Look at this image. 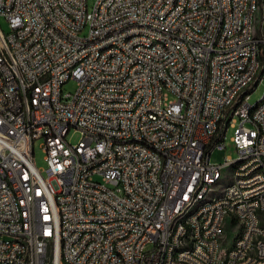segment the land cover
Masks as SVG:
<instances>
[{
	"label": "built area",
	"instance_id": "obj_1",
	"mask_svg": "<svg viewBox=\"0 0 264 264\" xmlns=\"http://www.w3.org/2000/svg\"><path fill=\"white\" fill-rule=\"evenodd\" d=\"M0 17V264H264V0H0ZM230 130L246 166L210 161ZM218 165L237 185L177 224Z\"/></svg>",
	"mask_w": 264,
	"mask_h": 264
},
{
	"label": "bare ground",
	"instance_id": "obj_2",
	"mask_svg": "<svg viewBox=\"0 0 264 264\" xmlns=\"http://www.w3.org/2000/svg\"><path fill=\"white\" fill-rule=\"evenodd\" d=\"M86 34L80 36L76 33V41H85ZM124 42H133V35H124ZM261 42H264V32H261ZM257 56H264V49H257ZM167 75H174V67H167ZM12 78H19V70H12ZM19 100H26L25 90H18ZM183 126H176L173 130L174 138H182ZM106 147H113V140H106ZM247 165V158H236L235 167H243ZM228 165H218L217 175L210 177L209 186H214V189H207L206 193H201L198 196H191L188 204V211L180 213L177 217V224H186L193 222L197 217H201L204 207L211 205L214 202L215 196L217 200H224V193H228L232 186L237 185V178H225L221 181V172ZM257 173H264V166H257ZM2 184H11L10 175H2ZM217 187L221 194H216ZM48 207H56V200H48ZM234 238L232 242H241L243 240V230L233 229ZM195 234H200V226H193L187 228V238H195ZM54 236H61V228H54ZM22 257L30 256V239H21ZM191 253V246L179 245L177 246V254Z\"/></svg>",
	"mask_w": 264,
	"mask_h": 264
},
{
	"label": "rangeland",
	"instance_id": "obj_3",
	"mask_svg": "<svg viewBox=\"0 0 264 264\" xmlns=\"http://www.w3.org/2000/svg\"><path fill=\"white\" fill-rule=\"evenodd\" d=\"M94 0H87V4L89 7L92 6ZM0 30L4 33H6L8 31V26H7V22L0 17ZM87 30H83L81 33H80V36H84L86 34ZM260 78L259 79V82L256 86H254L252 88V91H251V94H250V97H249V103L251 105L255 104L256 102H258L261 98H262V95H264V74L262 75H258L257 78ZM76 88V84L74 81L70 80L68 81L67 83H65L63 86H62V91L63 93H73L74 90ZM227 139H226V142H225V150L223 151H213L211 156H210V161L212 163H216V164H221L223 163L224 161V158L226 157H230V158H235L236 157V153H235V150H234V147L230 144V142L228 141V138L231 136L232 134V130H230L228 133H227ZM69 142L71 144H75L78 139H79V134L77 132H74L73 130L69 132L68 136H67ZM34 159H35V163L38 167H44V162H43V153L39 147V141H36L34 143ZM236 159V158H235ZM228 173V168H224L221 172V178L220 180L221 181H224L225 180V174ZM221 194L220 192V189L217 187V191H216V194ZM224 235L226 237V240H230V243L231 244V240H233L234 238V231L232 229V226H231V223L229 221V219L226 221L225 223V226H224ZM224 247L227 248L226 245H224Z\"/></svg>",
	"mask_w": 264,
	"mask_h": 264
}]
</instances>
